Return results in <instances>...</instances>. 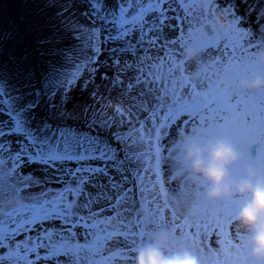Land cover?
Here are the masks:
<instances>
[{
    "label": "snow or ice",
    "instance_id": "snow-or-ice-1",
    "mask_svg": "<svg viewBox=\"0 0 264 264\" xmlns=\"http://www.w3.org/2000/svg\"><path fill=\"white\" fill-rule=\"evenodd\" d=\"M80 2L86 5L81 15L88 23L77 21L73 25V31L80 34L77 38L82 41L77 72L87 69L91 78V66L97 59L99 45L111 44L117 45L114 50L109 49L116 58L114 66L121 54L135 55L139 61V64L124 63L116 68L117 73L131 70L136 74L127 82L113 77L109 86L120 89L122 85L119 94L124 103L118 101L119 106L113 107L111 117L94 110L92 118L84 122V128L68 123L72 114L64 111L63 100L60 106L50 103L47 115L41 116L35 99L26 107L17 108L6 92H0V264H113L117 257H125L121 251L103 256L114 237H123L125 242L131 237L133 244L129 252L133 253L136 242L150 239L151 233L146 231L148 225L143 222V212L130 227L117 212L118 208L132 203L139 205V201L129 195L126 185L139 183L140 195L148 194L145 197L148 211L154 210V215L159 216L162 209L157 207V202L163 200L165 185L161 164L172 163L171 149L177 137L181 131L193 132V124L195 129H208L212 134L226 133L242 151L252 155L255 150L258 157L264 159V100L260 101L258 120L255 111H244L248 109L247 98L225 102L218 90V76L238 83L240 72L251 68L248 56L264 47L256 45V50L251 47L244 20L236 11V0ZM204 4L229 10L237 25L238 39L231 37L224 45L201 46V62L211 76L204 72L201 79L194 81L192 68L183 66L181 55L177 57L175 53L148 63L145 62L147 56L140 60L139 52L147 53L157 42L165 40L178 47L182 54L189 43L195 42V28L204 19L198 10ZM174 8L181 11L182 19L194 17L196 20V24L188 25L191 30L179 41H171L166 35L176 21ZM220 48L225 51H219ZM212 49L218 50L221 59L208 63L206 57ZM153 55L158 56L159 52ZM60 83L67 88V80ZM53 92L50 90L47 95ZM134 111L146 114L145 122L149 127L137 122L136 127L129 125L130 131H120L121 124L127 123L126 117L132 116ZM241 112H244V126L258 127V138L240 126L235 114ZM104 132L109 135H102ZM169 132L171 142L164 158L160 141ZM144 133L151 138L155 149L148 167L144 166L145 159L136 148L144 142ZM33 165L45 173L46 178L26 181L19 175L20 169ZM141 172H151V178L141 176ZM13 177L15 182H12ZM167 178H172L171 172L167 173ZM38 181L60 187L42 189L40 197L21 195L24 185ZM14 198L27 199L28 203L22 209L6 211L5 205ZM106 207L120 217L122 231L109 230V219L101 214ZM163 208L167 210L166 201ZM214 210L218 211L210 230L204 227L203 221L200 225L182 226L185 218L180 217L169 229L173 238L199 252L207 243L220 245L222 242L226 256L235 253L238 257L228 264H249L246 238L233 228L235 206L225 205Z\"/></svg>",
    "mask_w": 264,
    "mask_h": 264
},
{
    "label": "rangeland",
    "instance_id": "rangeland-1",
    "mask_svg": "<svg viewBox=\"0 0 264 264\" xmlns=\"http://www.w3.org/2000/svg\"><path fill=\"white\" fill-rule=\"evenodd\" d=\"M240 3H247L246 5L244 4V9L240 7ZM236 4V11L243 18L244 28L248 32L249 39L252 41L251 47L253 50H256V45L264 46V13H261V9H264V0H236ZM245 6L249 9L248 11L245 9ZM200 8L198 13L202 15ZM85 11L86 5L82 4L80 0H0V92H6L17 108H24L35 99L38 104L37 112L41 116H45L48 113L50 103L60 106L63 100L64 111L72 114V119H69L68 123L84 128V122L92 118L94 110L102 116L111 117L113 115V107L119 106L118 101L121 104L124 103L119 94L122 85L120 89L109 85L115 76H118L122 82H127L128 78L136 74L131 70L117 73L116 68L122 66L124 63L129 65L133 63L139 64L137 56L121 54L114 66L113 61L116 58L109 49L114 50L117 45L100 44V51L97 53L95 64L91 66V78H89V71L87 69L82 68L77 72L78 65L76 61L80 56L82 41L77 38L80 34L73 31V25L77 21L80 24L88 23L85 16L81 15ZM173 11L176 21L166 35L171 41H179L186 37L187 31L191 30L188 25L196 24V20L194 17L184 20L181 18V11L179 9L174 8ZM242 11L243 15L240 13ZM232 38L238 39L237 34L234 33ZM226 43L227 41L222 43V45ZM219 51H225V49L220 48ZM157 52H159V55L154 56L153 53ZM168 53H175L179 57L181 50L173 46L168 40H165L157 42L156 47L147 53L139 52L138 56L140 60H145V56H147L145 62L148 63L157 58L162 60L163 56ZM220 59L218 50L212 49L208 52L206 62L211 63L214 60ZM229 59H232V57H229ZM247 63L251 65V68L248 71L242 70L240 72L238 83L229 82L223 77L218 76L217 84L221 80L229 83L232 88V95H225L219 87L218 90L224 97L225 102L236 98H238L239 102L247 98L245 103L248 109L244 111H255L259 120L260 101L264 100V95L241 92L239 85L245 76L258 71L264 72V69L252 63L251 54L248 56ZM188 67L192 68L191 76L194 81L201 79L204 72H209V76L212 75L202 62L200 63L201 74L198 79L193 75L197 69V65L191 64L186 66V68ZM73 76L75 79L72 78ZM64 80L68 81L67 88L63 87L60 83ZM106 86L108 87L106 88ZM50 90L54 92L49 96L47 93ZM235 115L238 121L241 122L240 126L244 127L245 131H250L252 136L258 138L259 130L257 126L243 125L244 112L236 113ZM116 119L120 118L116 117ZM126 119L128 122L121 124L120 131H130L129 125L136 127L137 122L143 124L145 128L149 127L145 122L146 114L144 112L134 111L133 115L127 116ZM193 127L194 131L199 130L208 137L222 133L216 132L212 134L208 129H195V124H193ZM102 135H109V132H104ZM143 135L146 137L144 142L138 144L136 147L140 146L143 149L142 155L146 162L144 166L148 167L155 149L147 133ZM170 137L171 132L160 141L162 145L161 153L164 158H167V149L171 142ZM172 167L173 162H162L161 164L162 175L165 177V185L163 200L157 202V207H161L162 209L159 216L154 215V210L152 212L148 211V204L145 201V197L148 194L145 192L143 196L140 195L137 191V188L140 187L139 183L133 185L129 182L126 185L129 189V195L139 201V205L132 203L117 209L123 221L127 222L128 227L143 212V222L148 225L146 229L148 233H152L158 227L171 229L174 226V221L180 217L185 218L182 221V226L192 223L200 225V222L203 221L204 227L210 230L209 226L214 224L216 211L218 210L203 205L195 207L190 201L186 203L179 202L178 198L183 197L181 185L173 176L171 179L167 178V173H172ZM19 175L24 177L26 181L29 178H46V174L39 171V168L35 165L23 167L19 170ZM140 175L151 178L152 173L141 172ZM12 182H15V177L12 178ZM59 187L60 185L55 183H39V181L35 184L28 183L23 186L21 195L24 197H40L42 189L51 190ZM157 196H160V193H157ZM163 201L167 202V210L163 208ZM24 202L27 204L28 200L24 199ZM169 211L171 215H169ZM109 213H111L110 216ZM101 214L108 217V228L110 231L120 232L123 230L120 217H117L116 212H112L110 208L106 207L102 210ZM142 231L145 230L142 229ZM186 231L187 228L185 227ZM143 242L138 240L136 246ZM132 244L131 237L126 242L123 237H114L103 253V256L107 257L119 249L126 257H132L133 253L129 252ZM222 248V242L220 245L214 242L207 243L206 247L200 250L205 264H217V262L219 264H228L230 260L234 262L238 259L235 253L231 254V256H226ZM113 264H122L121 258L117 257L113 261ZM127 264H132V260L128 259Z\"/></svg>",
    "mask_w": 264,
    "mask_h": 264
},
{
    "label": "clouds",
    "instance_id": "clouds-1",
    "mask_svg": "<svg viewBox=\"0 0 264 264\" xmlns=\"http://www.w3.org/2000/svg\"><path fill=\"white\" fill-rule=\"evenodd\" d=\"M200 12L204 19L195 28V42L189 43L181 54L183 66L197 65L193 73L197 79L201 74V46L222 44L237 30L229 10L204 4ZM251 60L264 69V47L253 51ZM218 87L225 95H232L229 83L221 80ZM239 90L264 95V72L245 76ZM171 151L174 153L172 176L183 192L179 202L190 201L195 207L203 205L212 209L234 205L233 228L246 238L249 264H264V159L242 151L227 134L208 137L199 130L181 131ZM24 204L23 199L14 198L5 209L19 210ZM121 260L127 264L128 258ZM131 260L132 264H205L199 251L175 240L164 227L156 228L150 239L138 244Z\"/></svg>",
    "mask_w": 264,
    "mask_h": 264
},
{
    "label": "bare ground",
    "instance_id": "bare-ground-1",
    "mask_svg": "<svg viewBox=\"0 0 264 264\" xmlns=\"http://www.w3.org/2000/svg\"><path fill=\"white\" fill-rule=\"evenodd\" d=\"M244 4L246 5L247 3H240L239 5H240V7H243V9H244ZM242 5V6H241ZM245 9L248 11L249 9L245 6ZM239 11H241V10H239ZM238 11V12H239ZM241 13V15H243L242 13H243V11L242 12H240ZM246 13V12H245Z\"/></svg>",
    "mask_w": 264,
    "mask_h": 264
},
{
    "label": "trees",
    "instance_id": "trees-1",
    "mask_svg": "<svg viewBox=\"0 0 264 264\" xmlns=\"http://www.w3.org/2000/svg\"><path fill=\"white\" fill-rule=\"evenodd\" d=\"M13 8H14V7H13ZM22 16H23V15H22ZM136 148H137V151H138V152H140L141 154L143 153V149H141L140 146H139V147H136Z\"/></svg>",
    "mask_w": 264,
    "mask_h": 264
},
{
    "label": "water",
    "instance_id": "water-1",
    "mask_svg": "<svg viewBox=\"0 0 264 264\" xmlns=\"http://www.w3.org/2000/svg\"><path fill=\"white\" fill-rule=\"evenodd\" d=\"M252 156H253V157H257V156H258V154L256 153L255 150H253V152H252Z\"/></svg>",
    "mask_w": 264,
    "mask_h": 264
}]
</instances>
